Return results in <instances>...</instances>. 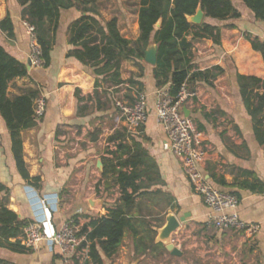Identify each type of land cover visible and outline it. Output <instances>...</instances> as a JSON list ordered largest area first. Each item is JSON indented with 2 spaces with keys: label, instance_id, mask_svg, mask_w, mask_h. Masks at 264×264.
Segmentation results:
<instances>
[{
  "label": "crops",
  "instance_id": "crops-1",
  "mask_svg": "<svg viewBox=\"0 0 264 264\" xmlns=\"http://www.w3.org/2000/svg\"><path fill=\"white\" fill-rule=\"evenodd\" d=\"M133 1L96 0L95 5L103 21L117 18L121 35L134 46L140 37V29L139 6ZM231 1L240 18L219 21L204 17L203 20V23L221 30L219 44L210 40L193 41L192 35L187 37L193 45L192 63L195 66L192 72L214 67H220L224 72L211 79L209 84L197 82L193 96L184 104V110L206 137L208 159L201 169L209 184L217 190L236 195L242 220L259 227L252 238L240 232L217 230L209 245L223 248L224 256L218 263L264 264V148L256 138L253 118L244 104L237 79L242 75L264 80L263 56L254 51L246 39V35H251L264 41V22L257 21L242 1ZM102 4L108 6V10ZM22 11L18 0H0V22L10 15L14 25L12 38L0 31V45L29 67L30 35ZM81 16L77 9L62 12L56 35L50 33L53 50L49 68L31 66L27 76L9 83V99L22 96L28 90H37L40 92L38 98H45L47 109L36 127L21 134L23 159L30 177L40 178L37 184L20 174L12 153L10 133L0 116V183L8 189V194L0 193V202H5L8 210L30 225L43 218L45 212L41 202L49 200L50 205L56 206L52 212L53 226L59 229L64 222L76 219L80 231L107 215L108 209L114 208L120 198L116 175L109 172V177L103 178V163L109 165L114 155L126 159L134 144L138 143L158 165L164 184L155 188L170 196L171 205L161 216L166 214L167 218L173 214L180 219L188 215L174 233L175 242H179L175 246L182 251V256L175 257L170 252L164 255L178 259V264H193L191 260L186 262L182 259L184 251L180 243L190 237L196 239L200 226L206 228L211 210L203 197L194 191L180 160L169 151L166 131L157 119L155 92L168 89L169 85L157 87L154 79L156 65L144 60L140 63L142 69L137 60L128 59L121 67V80L125 83L117 85L109 77L106 82L100 81V98L95 99L93 69L68 57L73 49L69 44V27ZM156 29L159 28L156 26ZM151 46L157 45L152 43L149 48ZM129 79L135 83H128ZM140 92L148 96L149 116L138 132L132 134L125 126L119 128L115 124L121 112L113 102L116 96L124 95V99L133 104ZM89 96L93 99L89 100ZM92 136L97 140L92 141ZM108 185L111 187L109 191L106 190ZM159 206L165 208V202L154 205V208L159 209ZM80 238L85 240L84 236ZM197 246V243H188L184 249L192 250ZM29 250L0 245V264H66L61 249H51L46 242L41 243L38 249ZM139 251L135 239L126 232L122 244L111 258L102 254L103 264L142 261L146 256H140ZM85 264L93 263L85 260Z\"/></svg>",
  "mask_w": 264,
  "mask_h": 264
},
{
  "label": "trees",
  "instance_id": "trees-1",
  "mask_svg": "<svg viewBox=\"0 0 264 264\" xmlns=\"http://www.w3.org/2000/svg\"><path fill=\"white\" fill-rule=\"evenodd\" d=\"M18 1L23 7V20L35 28L43 68L51 65L53 41L50 33L56 35L62 12L72 9L81 12L82 16L69 27V44L73 49L68 57L93 69L96 77L95 99L100 98V81L106 82L109 77L117 85L125 83L121 80L122 63L135 59L141 66L140 63L145 60L146 51L152 43L158 47L157 65L154 69L157 87L169 85L168 91L172 97H177L184 86L189 93H194L197 82L209 84L211 79L224 71L220 67H214L192 72L195 66L192 63L193 45L187 37L192 35L193 41L210 40L219 44L221 30L207 23L199 26L191 24L189 17L196 15L200 7L206 18L214 20L225 21L241 16L231 0H134L139 6L140 37L133 46L130 40L121 35L117 18L107 22L99 18L96 0ZM240 1L257 21L264 22V0ZM159 22L160 27L156 29ZM0 31L7 33L9 38L14 36L10 15L0 22ZM246 39L264 59V41L251 35H246ZM28 74V67L0 45V116L10 133L12 153L20 174L24 179L37 184L40 178L30 177L23 159L21 134L38 125L34 116V102L40 97V92L28 90L22 96L13 99L7 97L9 83ZM237 79L244 104L250 109L253 118L256 138L264 148V80L242 75H238ZM128 83L134 84L135 81L129 79ZM139 83L143 88V84ZM76 97L79 99L78 91ZM88 99L93 97L89 96ZM96 140L97 137L92 136V141ZM128 155L126 159L114 155L109 165L103 163V178H108L109 172L116 175L120 198L114 208L108 209L107 215L92 221L78 233V237H85L81 249L88 247V263L103 264L102 254L111 258L122 244L126 232L135 239L140 256H163L168 253L163 244L156 243L158 232L153 228L163 227L166 214L161 216L162 212L171 205L170 196L155 188L164 184L158 165L150 159L141 144L135 143L133 151ZM110 188L108 185L106 190L109 191ZM96 190L100 192L99 187ZM2 192L8 194V189L0 183V193ZM161 202H165V208L159 206L161 211H158L154 205ZM74 220L77 224V220ZM28 225L27 221L20 220L14 212L8 210L5 202H0V245L30 251L21 243V235ZM13 239L15 243H12Z\"/></svg>",
  "mask_w": 264,
  "mask_h": 264
},
{
  "label": "built area",
  "instance_id": "built-area-1",
  "mask_svg": "<svg viewBox=\"0 0 264 264\" xmlns=\"http://www.w3.org/2000/svg\"><path fill=\"white\" fill-rule=\"evenodd\" d=\"M30 35V62L32 67H43L41 48L35 34V28L25 24ZM193 96L184 86L177 97H172L168 89H159L155 92V113L163 125L167 138L168 149L182 163L185 175L189 178L194 191L201 195L205 204L210 208L207 226L219 231H235L254 237L259 227L242 220L238 207L239 199L232 193L222 192L213 188L202 167L208 159V147L205 135L198 129L194 121L184 113V104ZM121 117L129 133L136 134L149 116L148 96L140 92L133 104L116 102ZM47 104L45 98H37L34 102V116L40 120L45 116ZM2 134L0 132V145ZM49 201V200H48ZM43 200L42 208L45 212L42 219L35 221L24 229L21 243L27 249H38L40 244L46 242L52 249L59 247L66 264H75L74 258L81 252L86 260L89 259L88 248H82L83 240L78 237L79 229L75 220L71 219L56 229L52 224V212L55 204ZM50 206L52 208H50Z\"/></svg>",
  "mask_w": 264,
  "mask_h": 264
},
{
  "label": "rangeland",
  "instance_id": "rangeland-1",
  "mask_svg": "<svg viewBox=\"0 0 264 264\" xmlns=\"http://www.w3.org/2000/svg\"><path fill=\"white\" fill-rule=\"evenodd\" d=\"M102 6L103 8L108 10V6H106L105 4H102ZM119 13H120V10H119ZM116 102L130 103L129 101L124 99V95L116 96L113 102L114 106ZM111 106H112V103H111ZM115 124H117L119 128L125 126L124 121L120 114L118 115V119L115 121ZM107 126L110 127L111 125L108 124ZM98 131L99 130H96V132ZM103 190L104 188H102V192ZM102 196L103 198H105L106 194L103 192ZM197 232L198 233L196 234L197 235L196 239H194L193 237H190L180 243L182 245V250L184 251L183 252L184 255L182 259L186 260V262L191 260L193 264H220L218 263V261H220L224 256L223 248L219 246H215L216 244L214 246L209 245L211 239H214L216 237L217 230L213 227H208L207 225L205 228L202 225L200 226V229ZM233 232L239 233V232L232 231V233ZM193 242L199 244V246L195 247L192 250L184 249L185 244L193 243ZM172 243L174 245L175 244L179 245V242H175L174 235L172 237ZM202 244H205V246H203ZM85 260H86V257L81 252H78V256L74 258L75 264H79V263L85 264ZM178 262L179 261L176 258H172V257L170 258L168 256L165 257V255L159 256L157 254H153V255H149L145 257L142 261L140 260L139 262H133L132 264L134 263H137V264H178ZM187 264L189 263L187 262Z\"/></svg>",
  "mask_w": 264,
  "mask_h": 264
},
{
  "label": "water",
  "instance_id": "water-1",
  "mask_svg": "<svg viewBox=\"0 0 264 264\" xmlns=\"http://www.w3.org/2000/svg\"><path fill=\"white\" fill-rule=\"evenodd\" d=\"M205 14L202 10V8L200 7L196 13V15L189 17V22L191 24L194 25H201L203 23ZM157 27H160V22L157 24ZM157 52H158V48L157 46H151L147 51H146V57L145 60L147 63L151 64V65H157ZM29 67L31 68V62L29 60L28 62ZM184 113L187 117L188 116V112L186 110H184ZM188 217V215L181 217L180 219L177 218L175 215L173 214H169L166 218V223L165 225L160 228L157 229L158 231V237L156 239V243H161L163 244L167 251L171 253V255L175 256V257H181L182 256V251H180L173 243H172V237L174 235V233L180 228L182 222L186 221V218ZM137 264V263H134Z\"/></svg>",
  "mask_w": 264,
  "mask_h": 264
}]
</instances>
